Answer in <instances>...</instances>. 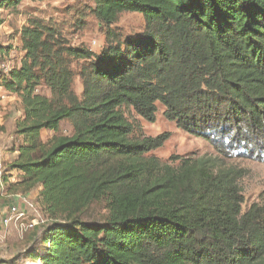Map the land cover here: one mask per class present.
Segmentation results:
<instances>
[{
    "label": "trees",
    "instance_id": "1",
    "mask_svg": "<svg viewBox=\"0 0 264 264\" xmlns=\"http://www.w3.org/2000/svg\"><path fill=\"white\" fill-rule=\"evenodd\" d=\"M93 1L107 28L100 54L33 19L20 33L19 69L0 74L24 109L11 168L39 188L54 221L32 264H264V204L244 212L241 173L222 164L264 155L251 149L264 142V0ZM125 13L142 16L141 35L112 29ZM73 63L86 65L76 74ZM157 104L218 157L174 158L175 168L146 158L169 135L135 140L122 109L154 123ZM64 121L69 137L57 135ZM42 131L55 136L44 143ZM13 200L19 210L26 202ZM94 204L107 216L84 221Z\"/></svg>",
    "mask_w": 264,
    "mask_h": 264
},
{
    "label": "rangeland",
    "instance_id": "2",
    "mask_svg": "<svg viewBox=\"0 0 264 264\" xmlns=\"http://www.w3.org/2000/svg\"><path fill=\"white\" fill-rule=\"evenodd\" d=\"M13 1L0 0V3ZM94 9L93 0H20L14 7H0V74L6 75L19 69L24 56L20 33L28 25V21L33 19L56 29L70 46L85 48L95 55L100 54L105 46L107 28L97 23ZM144 28L145 23L141 15L127 13L119 15L116 24L112 26L122 39L137 37L143 33ZM85 65L86 63H73L72 69L79 74ZM73 90L80 97L82 82L78 77L74 79ZM38 94L50 96L49 90L44 87L38 89ZM122 111L132 126V137L135 140L169 135L163 147L150 152L146 158H154L161 164L175 168L179 160L174 158L218 157L209 143L180 131L174 123L167 121L163 116L164 108L160 104H157L154 123L143 120L131 108H123ZM23 117L21 100L0 88V157L2 170L6 174L12 171V148L22 144L21 137L16 134V125ZM71 134V124L62 122L57 135L69 137ZM53 136L55 135L52 132L42 131L41 141L45 143ZM251 146L254 152H258L259 148H264V142L257 147ZM260 156L254 157L256 159L233 158L222 162L225 168H233L241 173L238 186L244 212L252 205L264 204V155ZM6 178L7 184L0 188V213L3 214L13 204V199L20 196L26 199L25 203L18 204V207L24 210L26 219L19 224L11 223L7 229L0 227V264H32L28 254L31 251L39 252L42 234L54 221L44 215L38 187L29 189L23 186L22 177L16 172L13 175L8 174ZM106 216L105 206L94 204L84 212L82 218L86 222H102ZM31 218H36L41 223L33 229H26L25 226Z\"/></svg>",
    "mask_w": 264,
    "mask_h": 264
},
{
    "label": "built area",
    "instance_id": "3",
    "mask_svg": "<svg viewBox=\"0 0 264 264\" xmlns=\"http://www.w3.org/2000/svg\"><path fill=\"white\" fill-rule=\"evenodd\" d=\"M7 174L2 170V161L0 157V188L7 184ZM26 219L25 212L19 210L16 206H11L6 209L2 214L0 213V227L7 229L10 227L11 223L19 224ZM40 221L36 218H31L29 223L25 226L26 229H33L40 225ZM40 263L37 261V264Z\"/></svg>",
    "mask_w": 264,
    "mask_h": 264
},
{
    "label": "crops",
    "instance_id": "4",
    "mask_svg": "<svg viewBox=\"0 0 264 264\" xmlns=\"http://www.w3.org/2000/svg\"><path fill=\"white\" fill-rule=\"evenodd\" d=\"M10 156H11L12 159H13V158H15L16 154H15V153H10ZM15 172L18 173L16 170H12V171H10L8 174H9V175H13ZM8 174H7V175H8ZM17 198H18V197H16V199H17Z\"/></svg>",
    "mask_w": 264,
    "mask_h": 264
}]
</instances>
